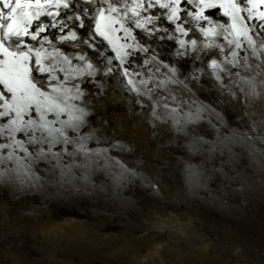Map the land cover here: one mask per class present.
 Masks as SVG:
<instances>
[{"label": "snow or ice", "instance_id": "6c2138e0", "mask_svg": "<svg viewBox=\"0 0 264 264\" xmlns=\"http://www.w3.org/2000/svg\"><path fill=\"white\" fill-rule=\"evenodd\" d=\"M165 42L168 59L159 51ZM182 61L191 62L190 71ZM204 77L222 95L227 87L236 106L233 87L245 104L264 105V0H0V183L35 186L42 171L55 169H83L85 179L100 169H118L116 180L130 172L109 154L124 146L101 147L89 120V103L109 81L135 96L154 129L170 124L187 137L209 111L219 139L225 116L193 90L205 86ZM259 126L264 130V119ZM186 163L195 180L190 157Z\"/></svg>", "mask_w": 264, "mask_h": 264}, {"label": "rangeland", "instance_id": "374dc122", "mask_svg": "<svg viewBox=\"0 0 264 264\" xmlns=\"http://www.w3.org/2000/svg\"><path fill=\"white\" fill-rule=\"evenodd\" d=\"M171 50V42L159 49L165 59ZM213 58L222 59L217 52ZM181 63L191 70V62ZM206 80L193 90L225 116L219 139L209 111L188 126L187 137L170 124L154 129L135 96L109 81L89 103V120L101 147L124 146L109 154L131 171L116 180L118 169L90 171L86 179L83 169H55L42 171L35 186L0 183V264H264V105L251 98L245 104L233 87L236 106L227 87L222 95Z\"/></svg>", "mask_w": 264, "mask_h": 264}]
</instances>
